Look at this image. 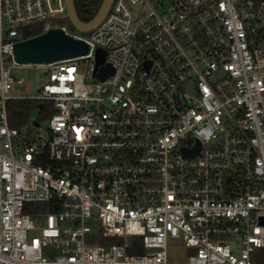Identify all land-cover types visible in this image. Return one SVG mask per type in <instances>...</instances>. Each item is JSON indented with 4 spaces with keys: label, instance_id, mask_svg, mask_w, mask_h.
<instances>
[{
    "label": "built area",
    "instance_id": "built-area-1",
    "mask_svg": "<svg viewBox=\"0 0 264 264\" xmlns=\"http://www.w3.org/2000/svg\"><path fill=\"white\" fill-rule=\"evenodd\" d=\"M168 3L114 0L84 36L61 23L65 0H0V264H169V239L188 264H264V0ZM30 27L89 51L20 63L46 81L19 96ZM21 100L54 107L46 140L10 126Z\"/></svg>",
    "mask_w": 264,
    "mask_h": 264
},
{
    "label": "rangeland",
    "instance_id": "rangeland-1",
    "mask_svg": "<svg viewBox=\"0 0 264 264\" xmlns=\"http://www.w3.org/2000/svg\"><path fill=\"white\" fill-rule=\"evenodd\" d=\"M76 10L81 14L82 19L88 20L90 14H96L98 9L95 11V5L93 0H74ZM103 1V0H102ZM158 2L160 0H157ZM166 1L169 4V0ZM89 4V5H88ZM102 2L99 3V7ZM91 6V8H89ZM61 23L66 25L72 33H80L84 36H88L89 32L78 31L71 23L68 15L61 18ZM11 75L15 80L23 79L25 83V88L20 93L19 96H35L39 95L41 88L46 81L45 70L40 67H35L32 64H20L17 63L11 71ZM43 102L38 101H13L9 102V119L10 126L17 127L26 133H31L40 135L41 141L46 140L50 134L49 132V120L55 111L54 107L50 109L42 108ZM21 116V117H20ZM37 121L41 128L34 129L32 122ZM19 147L23 149L22 141L15 142L16 156L19 157L20 151ZM39 225V222H38ZM31 235H39L38 232H33ZM122 239H106L104 245L110 246L115 244L123 243ZM136 240L129 238L128 243L130 246H134ZM191 250L185 246L182 239H169L168 240V263L169 264H188V257ZM143 251L135 250L134 252L128 251V254H142Z\"/></svg>",
    "mask_w": 264,
    "mask_h": 264
},
{
    "label": "water",
    "instance_id": "water-1",
    "mask_svg": "<svg viewBox=\"0 0 264 264\" xmlns=\"http://www.w3.org/2000/svg\"><path fill=\"white\" fill-rule=\"evenodd\" d=\"M67 15L72 25L80 32H89L96 28L106 17L114 0H103L94 18L88 22L83 21L76 10L74 0H65ZM89 51L88 45L81 40L66 35L60 29L51 30L43 35L19 42L15 48L16 60L19 63H51L63 59L85 55ZM105 54L98 51L97 64H103ZM114 72L110 64H105L98 73L100 79ZM200 149L198 144L193 149L182 148L186 156H195Z\"/></svg>",
    "mask_w": 264,
    "mask_h": 264
},
{
    "label": "trees",
    "instance_id": "trees-1",
    "mask_svg": "<svg viewBox=\"0 0 264 264\" xmlns=\"http://www.w3.org/2000/svg\"><path fill=\"white\" fill-rule=\"evenodd\" d=\"M101 2H102V0H99L98 1V3H97V9L99 8V3H101ZM78 15L82 19L81 14L78 13ZM94 16H95V14H90V17H89L88 20H84V19H82V20L88 22V21L92 20L94 18ZM38 34H39V31L36 30V29H34V28H32V27H30L27 31H25V37H27V38L34 37V36H36ZM30 206L37 207L39 209V211H42L44 213H53V212H56L55 209H52V204L50 205V203H33V204H30ZM100 243H103L104 244L105 241L104 242L102 241ZM128 251L134 252V250H132V249H129Z\"/></svg>",
    "mask_w": 264,
    "mask_h": 264
}]
</instances>
